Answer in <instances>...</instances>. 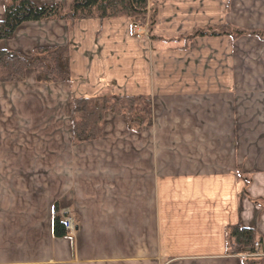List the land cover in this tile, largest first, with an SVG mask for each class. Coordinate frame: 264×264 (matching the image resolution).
I'll return each mask as SVG.
<instances>
[{"label":"crops","instance_id":"0c3cea01","mask_svg":"<svg viewBox=\"0 0 264 264\" xmlns=\"http://www.w3.org/2000/svg\"><path fill=\"white\" fill-rule=\"evenodd\" d=\"M148 2L145 32V16L52 19L0 41L67 46L71 75L0 83V264H242L226 251L234 225L255 230L264 264V39H180L264 34V0ZM113 95L150 96L152 124L107 113L99 138L74 144L71 101ZM55 207L73 218L67 237L53 236Z\"/></svg>","mask_w":264,"mask_h":264},{"label":"trees","instance_id":"16d2710c","mask_svg":"<svg viewBox=\"0 0 264 264\" xmlns=\"http://www.w3.org/2000/svg\"><path fill=\"white\" fill-rule=\"evenodd\" d=\"M4 17L0 19V41L11 37L22 23L41 20H75L87 18L105 19L126 17L131 21L146 17L148 27H152L156 17L155 7L148 0H72L68 6L61 3L36 5L32 0H5ZM135 25V24H134ZM255 34L264 39L262 32H245L229 25L214 29H197L190 35L182 36L186 43L200 36ZM155 40V37H151ZM180 39L169 42H178ZM33 69L39 83L68 82L71 78L69 52L67 46L42 47L30 55L0 48V83L20 82L25 73ZM72 142L74 144L92 141L102 135L103 117L107 113L124 115L128 128L141 130L152 124V102L150 96H90L71 101ZM53 236L67 237L64 224L65 214L55 207L53 210ZM226 251L243 256L242 264H258L249 254L255 252V244L261 243L254 229L234 225L226 231ZM247 251V252H246Z\"/></svg>","mask_w":264,"mask_h":264},{"label":"built area","instance_id":"2783aa9c","mask_svg":"<svg viewBox=\"0 0 264 264\" xmlns=\"http://www.w3.org/2000/svg\"><path fill=\"white\" fill-rule=\"evenodd\" d=\"M133 28L135 29L136 32L142 31V29H140L136 25ZM64 224L66 225V229L68 230V232H73L74 225H75V224H73V218H71L70 216H65L64 217ZM258 248H259V242L255 244V252L249 254V256L253 257V258H257L259 256V252L257 251Z\"/></svg>","mask_w":264,"mask_h":264},{"label":"rangeland","instance_id":"374dc122","mask_svg":"<svg viewBox=\"0 0 264 264\" xmlns=\"http://www.w3.org/2000/svg\"><path fill=\"white\" fill-rule=\"evenodd\" d=\"M145 23H146V24H145V25H146L145 30H143L141 26L137 25L140 29H142V31H140V32H145V31H147V28H149L148 25H147V23H148V22H147V19H146V22H145Z\"/></svg>","mask_w":264,"mask_h":264},{"label":"water","instance_id":"95a60500","mask_svg":"<svg viewBox=\"0 0 264 264\" xmlns=\"http://www.w3.org/2000/svg\"><path fill=\"white\" fill-rule=\"evenodd\" d=\"M247 252V251H246Z\"/></svg>","mask_w":264,"mask_h":264}]
</instances>
